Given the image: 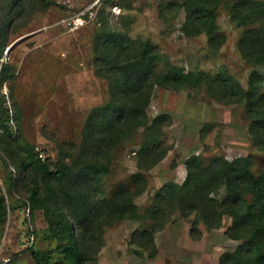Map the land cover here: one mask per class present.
I'll return each mask as SVG.
<instances>
[{"label": "rangeland", "instance_id": "obj_1", "mask_svg": "<svg viewBox=\"0 0 264 264\" xmlns=\"http://www.w3.org/2000/svg\"><path fill=\"white\" fill-rule=\"evenodd\" d=\"M54 1L43 9L37 0H28L26 21L19 18L14 30L6 26L0 31V40L6 38L0 63H9L14 73L0 81V105L6 101L14 116L9 123L16 138L10 144L0 140V194L6 204V213L0 216V264H39L33 250L47 253L51 261L62 257L43 209H32L26 200L32 181L44 188L41 177L27 170L24 179L16 180L15 163L28 149L37 157L41 152L42 160L56 161L61 147L67 153L68 145L81 144L90 115L111 100L112 79L126 66L124 59H105L106 50L121 47L122 53L134 54L148 40L158 54L159 68L169 64L185 73L211 75L225 68L245 89L256 70L264 91V63L252 65L239 48L245 29L258 23L241 25L232 19L239 0H222L216 10L218 32L225 36L216 51L205 33L184 32L186 10L178 5L182 0ZM82 7H87L86 16L92 11V18L80 27H68L62 19ZM146 113L147 124L169 115L170 123L155 141L167 151L151 163L142 152L145 127L137 126L112 148L108 172L88 180L99 196L120 187L139 191L133 195L139 216L101 217L90 236L96 246L87 264H225L223 255L244 241L228 232L232 216L222 213L207 219L202 202L185 215V206L164 202L160 192L166 183L184 182L194 156L202 177L239 158H248L255 173L262 169L264 150L252 139L245 101L223 103L209 95L204 84L156 83ZM10 171L16 183H10ZM227 190L225 182L217 189L203 188L205 203L212 199L220 209ZM193 222L198 229L194 233ZM144 231L152 235L150 246L139 240Z\"/></svg>", "mask_w": 264, "mask_h": 264}, {"label": "trees", "instance_id": "obj_2", "mask_svg": "<svg viewBox=\"0 0 264 264\" xmlns=\"http://www.w3.org/2000/svg\"><path fill=\"white\" fill-rule=\"evenodd\" d=\"M27 1L0 0V31L6 26L14 30L19 18L26 21L30 16ZM221 1L178 2L186 10L184 32L188 35L205 33L212 51L218 50L225 40V36L218 32L216 22V10ZM37 2L38 6L45 9L55 1ZM234 7L231 17L239 24L258 22L257 25L245 29L239 42L245 60L252 65L264 63V1L239 0ZM259 13L261 18L252 17ZM5 41V37L0 40V51ZM141 45L134 54L122 53L121 47L116 51L106 50L105 59H124L123 64L126 66L118 70L119 73L112 79L111 100L105 106L95 108L90 115L86 123L85 138L80 145H68L67 153L65 146L61 147L56 161L42 160L28 149V153L20 155L15 163L16 180L24 179L27 170L41 177L44 188H40L39 181H32L26 200L32 209H43L50 234L59 241L55 250L62 257L56 261H51L47 253L32 251L39 264H87L92 259L96 246L90 236L101 217L138 218V206L133 201V195L139 191L120 187L109 196L106 193L99 196V190L88 180L108 172L112 148L129 135L130 129H137V126L145 127L142 152L150 156L151 163L165 154L167 146L155 141L163 133V127L170 123L169 115H159L147 124L146 107L154 84L171 87L204 84L209 95L223 103L244 100L250 118L249 131L252 139L258 148L264 150V91L261 76L256 70L250 73L248 88L245 89L225 68H221L214 75L202 72L185 73L182 68L169 64L159 68L156 64L158 54L154 46L148 40ZM13 76L10 64L1 62L0 81ZM10 119H14V116L9 115L7 103L3 101L0 105V140L6 144L16 139L12 135ZM200 166L199 160L194 156L188 161V173L184 182L166 183L160 192L161 198L164 202L171 201L180 208L185 206V215L199 208L200 202L207 219L222 213L230 214L233 223L228 228L229 234L235 238H243L244 241L234 251L225 253L223 262L264 264V166L255 173L250 168L248 158H239L226 161L213 171L206 172L204 177L199 175ZM8 177L10 183H16L12 171ZM223 182L227 184L228 190L219 202L220 209H217V202L212 199L208 198L211 202L205 203L207 191L202 193V189H217ZM5 213L6 204L1 193L0 216L3 217ZM196 230L198 229L193 222L191 231L194 233ZM142 235L139 239L141 244L150 246L151 233L144 231Z\"/></svg>", "mask_w": 264, "mask_h": 264}, {"label": "built area", "instance_id": "obj_3", "mask_svg": "<svg viewBox=\"0 0 264 264\" xmlns=\"http://www.w3.org/2000/svg\"><path fill=\"white\" fill-rule=\"evenodd\" d=\"M60 1V0H58ZM65 1H68V0H64ZM98 0H95L94 4L97 3ZM86 9L87 7H82L81 9H79L78 11L76 12H73L72 14L64 17L62 19V21L64 23H66V25L70 28H77V27H80L82 25H84L86 22L89 21V19L92 18V11H90V14L88 16H86ZM42 158H44V156L42 155V153L39 154Z\"/></svg>", "mask_w": 264, "mask_h": 264}, {"label": "water", "instance_id": "obj_4", "mask_svg": "<svg viewBox=\"0 0 264 264\" xmlns=\"http://www.w3.org/2000/svg\"><path fill=\"white\" fill-rule=\"evenodd\" d=\"M18 40H19V39H18ZM18 40H15L14 42H12V43L9 45L8 49H9L11 46H13Z\"/></svg>", "mask_w": 264, "mask_h": 264}]
</instances>
